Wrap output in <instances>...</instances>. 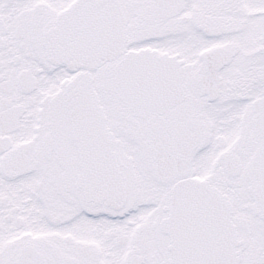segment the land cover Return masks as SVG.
I'll return each instance as SVG.
<instances>
[{
	"label": "snow or ice",
	"instance_id": "1",
	"mask_svg": "<svg viewBox=\"0 0 264 264\" xmlns=\"http://www.w3.org/2000/svg\"><path fill=\"white\" fill-rule=\"evenodd\" d=\"M0 264H264V0H0Z\"/></svg>",
	"mask_w": 264,
	"mask_h": 264
}]
</instances>
